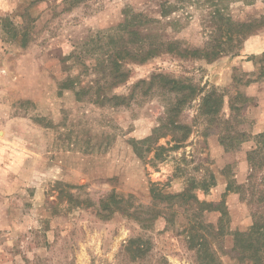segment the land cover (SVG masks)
Instances as JSON below:
<instances>
[{"label":"rangeland","instance_id":"obj_1","mask_svg":"<svg viewBox=\"0 0 264 264\" xmlns=\"http://www.w3.org/2000/svg\"><path fill=\"white\" fill-rule=\"evenodd\" d=\"M69 4L0 0V264H203L205 250L217 264H247L233 246L254 214L264 217V133L249 132L264 83V0ZM127 10L155 19L162 37L183 47L226 51L212 61L168 52L128 59L127 79L102 90L128 97L158 73L193 84L194 98L177 115L188 128L183 140L175 137L187 129L154 132L173 91L138 87L128 105L91 100L108 80L95 67L109 65L107 34ZM228 17L251 25L250 33L232 27L229 41ZM6 20L28 27L27 45L9 37ZM203 99L218 111L206 113ZM238 130L257 144L249 169L239 164L244 141L229 145ZM193 182L198 199L218 209L198 214L195 203L162 200Z\"/></svg>","mask_w":264,"mask_h":264},{"label":"trees","instance_id":"obj_2","mask_svg":"<svg viewBox=\"0 0 264 264\" xmlns=\"http://www.w3.org/2000/svg\"><path fill=\"white\" fill-rule=\"evenodd\" d=\"M80 0H67L68 3H70L69 7H72L76 2ZM169 12H162V14H168ZM216 17V14H214L213 18ZM226 20L225 24L227 27V32H225L227 39L230 41L231 33L233 34L232 27L236 28L239 27L238 33H241L242 37H245L250 33L251 29L249 28L251 25L245 24V23H236L231 18H223ZM156 20L153 18H150L147 14L143 12H132L130 10H127L124 14V19L122 22H120L116 27V32L111 34L110 32L107 34V45L112 49V52L109 54L107 62L109 63L108 67L102 68V62L99 60L96 62L95 67L98 66V69L102 72L103 76L106 78L108 76L107 84L104 82V85L99 86L96 90V96L95 98L91 99L96 102H100L105 104L106 102H110L113 105H128L129 101L133 97L135 91L138 87H142L143 94L148 93L149 89L158 87L160 90L166 92L173 91L176 94L175 102L171 106H167V112L165 116V120L162 122V124L154 129V132L159 135V132L163 129H187L185 134H181V136L175 137V139L178 141V139L185 138L188 136V128L177 124V115L180 112L181 106L184 102H186L190 98H194L195 95V86L191 83H187L178 79L169 78L164 74H153L150 79H141L136 83L134 86V89L132 91V95L125 97V96H119V95H110V94H102V90L106 88L112 87V84L118 83L119 81H125L128 77V70H125V63L128 59H133L134 61L138 63H144L148 59L155 57L159 55L160 53L168 52L171 54H176L181 57L186 56H192V57H202L207 59L208 61H212L222 52L221 48L218 47L217 44H214L210 46L211 48L206 49H200V48H188L183 47L180 40H171L166 39L162 37V34L156 30L153 23H155ZM6 26H8V32L9 37L11 39H15L17 41H20L22 45H27V42L30 38V32L28 27L26 25H23L22 27H19L15 25L12 22H9L6 20ZM21 29V31H20ZM24 30V32H22ZM231 31V33H230ZM230 33V34H229ZM99 36V34H98ZM114 54V57L112 55ZM125 62V63H124ZM110 86L108 87V85ZM146 87V88H145ZM92 86H89L88 89L83 88L88 92L91 93ZM98 91V92H97ZM188 91V92H187ZM76 95H80V91H76ZM242 97V96H239ZM221 98V97H220ZM222 99V98H221ZM241 100V99H240ZM209 100L203 99L205 112L206 113H216V108L207 107V103ZM218 101V100H217ZM219 103L222 102V100L218 101ZM216 104V101H215ZM234 109L239 110L240 106L234 107ZM217 110V111H216ZM239 131V130H238ZM236 131L234 134V139H228L230 141L229 145H234V143L241 144L243 141H245L247 137V133L245 131ZM166 134V133H165ZM155 137H148L144 141L141 142H147L148 140H152ZM235 142H234V141ZM220 141L225 145V138H220ZM226 149L228 147L225 146ZM139 153V152H138ZM141 155V154H140ZM196 184L190 185L189 187H186L185 190H183L180 193L176 194H167V195H161L162 200H169L172 198H178L182 199L185 203H195L199 206L198 214H202V212L205 210V208L208 209H218L213 208L214 204L212 202H207L204 200H199L196 194H194V188H196ZM202 188L207 190V186L205 184H202ZM112 200H115V197L113 195L110 196ZM223 210H221V215L225 214ZM222 217L219 218L218 222V229L223 228L221 225ZM209 226H212L209 224ZM192 229H195L194 236L199 235L198 230L195 226H193ZM202 236V235H200ZM204 237V236H202ZM134 241L136 240H130L128 243V246H131ZM200 245H206L207 242L204 241L200 243ZM141 251V250H140ZM233 251H236L237 257L242 261L246 262L247 264H264V217L260 216L257 218V216L254 214L253 217V224L252 226L246 230V231H236L234 233V246ZM202 254L204 257V260H202L203 264H217L214 257L211 256L207 250L203 251Z\"/></svg>","mask_w":264,"mask_h":264},{"label":"crops","instance_id":"obj_3","mask_svg":"<svg viewBox=\"0 0 264 264\" xmlns=\"http://www.w3.org/2000/svg\"><path fill=\"white\" fill-rule=\"evenodd\" d=\"M257 95L258 99L256 105L253 106L251 110H249V113L254 115V122L249 131L252 136L264 133V83L261 85L260 91ZM253 138L244 141L240 146L241 156L239 157V164L241 167L246 166L248 169L250 164L248 160V154L254 151V149L257 147L256 141ZM235 177L240 183L246 179V176H243V174L239 173L235 174ZM233 195H235V193H232V196Z\"/></svg>","mask_w":264,"mask_h":264}]
</instances>
